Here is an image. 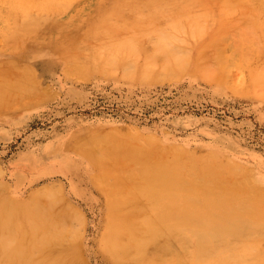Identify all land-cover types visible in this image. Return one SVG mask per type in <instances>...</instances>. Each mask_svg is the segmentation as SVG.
<instances>
[{
	"label": "bare ground",
	"instance_id": "1",
	"mask_svg": "<svg viewBox=\"0 0 264 264\" xmlns=\"http://www.w3.org/2000/svg\"><path fill=\"white\" fill-rule=\"evenodd\" d=\"M2 14L5 15L0 21V34L5 37L29 27L17 23L13 11ZM242 21L246 24L242 28L243 38L238 41L242 42L244 49L241 60L227 54L221 46L223 44L210 43L196 51L182 47L180 44H189L176 43L173 35L170 37L165 30L166 33H159L148 45L139 40L130 43L115 37L116 42L105 39L104 43L97 39L99 42L92 45L87 43L90 45L88 48L80 43L77 47L75 43L67 48L62 58L64 73L78 82L96 72L136 82H157L178 80L188 70H193L202 79L226 84L236 93L245 92L264 99V63L259 56H253L254 51L264 50V0L250 3ZM105 34L118 33L115 29L99 32L98 28V31H91L85 36H94L95 39V36L102 35L103 38ZM181 40L187 41L184 38ZM98 43L101 45L98 46ZM235 64L249 66L247 80L240 82L232 77V66ZM37 69L33 63H21L13 58L0 59V108L35 100L33 96L49 91L47 86H41ZM93 130L91 132L89 127L92 134L87 131L90 136L85 134L87 138L83 136L84 141L77 145L91 161V178L104 194L105 217L99 245L113 264H264V172L257 171L258 180L253 181L248 174L249 169H246L249 167L239 159H229L223 153L224 158L213 150L193 151L178 143L164 146L158 143L159 136L157 138L156 134H142L131 125H115L98 133ZM69 156L55 155L47 165L35 160L31 166L33 169L41 168L42 175L63 174L71 194L77 197L80 186L70 175L75 166ZM47 185L44 184V190L48 191L37 188L28 202L35 201L37 197L41 201V195H48L53 204H63L66 199L62 186H58L56 191H49L51 188ZM38 200L36 204H39ZM10 201L13 204L7 206V212L14 207H22L24 212L4 225L7 229L13 231L12 225L16 226L17 230L24 231V238L32 226L36 227L35 231L39 226L42 229L39 234L41 245L38 244L37 249L33 247L32 252H25V256L20 254L18 264H85L80 242L86 232V219L72 202L67 200L65 203L68 206L64 204L63 207L53 204L47 208L39 207L43 210L41 214L45 212V215L39 216L41 219L37 216L36 223L35 217L30 215L31 210H28V202L23 204L20 199ZM22 237L18 239L22 240ZM25 247L27 245L24 251ZM0 264L9 262L2 260Z\"/></svg>",
	"mask_w": 264,
	"mask_h": 264
},
{
	"label": "rangeland",
	"instance_id": "2",
	"mask_svg": "<svg viewBox=\"0 0 264 264\" xmlns=\"http://www.w3.org/2000/svg\"><path fill=\"white\" fill-rule=\"evenodd\" d=\"M254 1L0 0V21L5 15L2 13L13 11L17 23L29 25L24 30L9 33L7 37L0 34V59L5 61L13 58L21 63H33L38 68L36 75L41 78V86L45 85L49 89L48 94H41L48 95L45 98L33 96L35 100L0 108V208H4L0 211V217L4 215L0 219V249H4L0 250V259L3 262L12 264L15 261L18 264L20 254L24 253L25 256L42 242L40 226L36 231V227L32 226L26 238L24 231L17 230L16 226L12 225L13 231L4 226L24 212L22 207H14L16 210L12 208V211L7 212V206L13 204L10 200L20 199L25 204L37 188L48 191L44 190V184H48V188H51L49 191H56L58 186H62L66 200L63 204H53L48 195H41V201L39 197L36 198L39 204H36V200L27 203L30 204L28 210H31V217H35L37 223V216L40 218L45 215V212L41 214L43 210L39 207L47 208L49 204L63 207L67 200L72 202L86 219V232L80 242V253L85 264H113L99 245L105 217L104 194L91 178V161L77 145L89 137L87 134L93 129V132L98 133L108 131L115 125H131L142 134H156L157 138L159 136L158 143L162 145L178 143L193 151L213 150L222 157L243 161V165L246 163V167H249L246 169H249L247 173L252 176L250 178L258 180L257 171L264 172V99L245 92L236 93L226 84L202 79L193 70H188L178 80L136 82L96 72L90 78L78 82L64 73L62 60L67 48L75 43L88 48L90 45L87 43L116 42L118 38L130 43L139 40L148 45L159 33H166L165 30H168L166 34L170 37L173 35L176 43L189 44H180L182 47L196 51L200 46L210 43L223 44L221 46L227 54L241 60L244 49L242 42L238 41L243 38L242 28L246 24L242 17ZM230 26L236 28L231 29ZM98 28L99 32L115 29L118 34H105L104 39L102 35L95 36V39L94 36H85L91 31H98ZM231 30L235 31L232 33ZM183 38L189 42L181 40ZM224 42L230 45L225 47ZM253 56H259L264 63V50L254 51ZM232 67L235 80H247L248 65L235 64ZM47 143L50 145L45 148ZM54 154L62 157L70 155L75 166L70 170V175L80 186L79 196L71 194L67 179L61 173L31 179L37 170L31 166L32 162L37 160L41 165L50 164ZM52 182L58 185L55 187Z\"/></svg>",
	"mask_w": 264,
	"mask_h": 264
},
{
	"label": "crops",
	"instance_id": "3",
	"mask_svg": "<svg viewBox=\"0 0 264 264\" xmlns=\"http://www.w3.org/2000/svg\"><path fill=\"white\" fill-rule=\"evenodd\" d=\"M50 144V143H49ZM49 144L47 143L46 145H45V148L47 147L48 148V146H49ZM41 169H37V170H35V172H33V174H32V177H31V179H33V180H37V179H39V178H41V177H45L46 175H42L41 174ZM55 173H58V172H55ZM54 174V173H53Z\"/></svg>",
	"mask_w": 264,
	"mask_h": 264
}]
</instances>
